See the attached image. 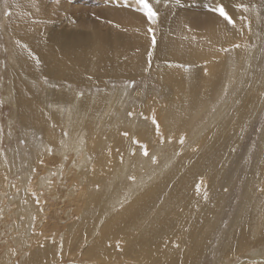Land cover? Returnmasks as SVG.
<instances>
[{"label":"bare ground","instance_id":"bare-ground-1","mask_svg":"<svg viewBox=\"0 0 264 264\" xmlns=\"http://www.w3.org/2000/svg\"><path fill=\"white\" fill-rule=\"evenodd\" d=\"M203 1L209 3V15L206 18L208 26L206 31L202 27L196 29L198 33L193 29L191 33L177 34L188 29L187 24H182L184 21L181 17L187 11L185 6L188 2L173 4L166 14L157 15L154 24L157 21L163 27L155 37L149 32L152 23L139 10V6L132 7L136 10L135 15L127 10L130 15L122 13L124 18L132 16L123 23L125 31L135 35L133 41L139 40L142 43L136 54H127L123 50L119 52L114 46L116 50L113 51L119 56L116 58L115 55L111 56L108 44L106 56L100 46L98 50L86 49L83 54L80 50V54L75 53L77 57L67 54L58 58L55 56L58 51L71 52L76 46L80 48L83 35L80 37L78 34L85 33L75 28L65 29L63 32L68 34V38L55 31L54 34L47 31L49 24H43L41 28L39 24L29 36L19 41L26 42L29 52L26 49L24 52L12 50L15 58L9 61L17 68L19 77L11 76L6 96L13 104L23 131L30 133L44 129L49 143L35 151L34 158L27 160L23 168H19V147L9 152L8 162L0 158L2 192L4 194L7 186L9 195H13L12 200L17 201L14 213H18V208L22 207V210L32 211L33 216L43 215L42 205L35 201L32 193L37 197L49 196L53 200L63 196L69 204H75L78 208L75 217L66 222L58 233L65 231L59 240L61 245L52 242L49 246L39 248L34 255L21 253L22 262L60 264L63 257L70 253L82 252L88 261L84 264H199L205 253L203 246L217 245L218 242L220 245L212 251L213 256L215 252H221L215 259L224 262L217 264H236L241 255L246 256L248 251L258 247L260 249L252 251L250 256L256 258L253 259L255 261L264 257V174H259V187L250 195L246 192L242 212L230 221L231 228L228 226L215 242L213 236L211 238L219 225L216 213L221 209L222 194L226 193L223 189L229 185V181L222 183L221 178L230 167L232 154L240 144L239 137L248 125L249 118L255 115L257 105L264 102V66L261 64H264V60L254 61L252 53L257 50H251L249 46V40L256 39L260 34V28L254 27L260 21L256 18L247 21V16L239 10L234 0ZM219 5H223L232 24L212 10ZM247 13L253 15L248 9ZM217 19L223 20L224 24L219 25ZM78 21V27H84V15ZM249 31L254 32L252 36ZM73 33L79 41L75 45L72 43ZM144 36L151 38V41ZM233 44L236 46L233 47ZM227 49L233 50L234 61L239 66L247 63L250 65L251 61L256 65L259 63L258 72L251 76L246 66L244 73L233 76L238 83H231L233 80L229 81L226 71V63L229 65L231 62L228 61L230 57L228 60L226 58ZM120 53L123 65L119 62ZM58 61L66 63L58 66ZM163 62H167V65H160ZM180 62H187L189 66L195 62L197 66L192 68L195 74L192 75V71L184 72L183 67L177 69ZM112 65L119 75L124 74L127 66H131L135 76L126 75L131 78L149 74L163 88V102L160 104L155 99L157 94L146 98L143 104L133 108L135 110L122 108L115 116L114 105L129 99L128 95L121 97L117 92L109 91L100 95L92 92L85 93L78 101L74 99L73 92L61 91L56 97V92L45 85V79L48 78L84 84L87 74L95 72L98 75L104 69H111ZM232 73L229 70L230 78ZM247 75L251 76V80L246 85ZM182 87L187 88V93H181ZM225 92L229 98L226 101L229 108L226 111L223 107L216 110L215 103L220 102L218 98ZM66 95L73 96L69 107L62 104L63 96ZM139 100L144 98L139 96ZM124 111L131 115L121 117ZM138 115H143L145 119ZM133 138L138 143H133ZM186 138V142L192 145V152L180 160L183 155V139ZM262 138L264 145V133ZM35 144L37 142L32 143V147ZM143 149L147 151V156L143 154ZM206 150L208 159L209 152H218L219 161L225 163L226 167L211 160L212 166L204 168L202 164L205 160L201 154ZM159 159L168 162L162 165ZM187 159H194V164L184 165ZM7 166L23 173L18 185H7ZM35 166L41 167L43 171L37 174ZM200 170H205L211 182H220L219 186L211 184L213 198L209 203L217 209L215 212L205 205L198 210L195 204L197 195L190 192L192 185L194 192L199 193L201 190L195 187L196 181H192L196 180L197 171L200 172L198 180L202 178ZM52 179L54 182H49ZM62 182L67 184L64 190L60 189ZM8 207L3 209L7 210ZM37 226L41 228L43 224L38 222ZM10 232L15 234L14 231ZM10 241L13 242L12 239ZM7 250L8 254H14L9 247ZM242 264L263 263H252L251 259H246Z\"/></svg>","mask_w":264,"mask_h":264},{"label":"rangeland","instance_id":"rangeland-1","mask_svg":"<svg viewBox=\"0 0 264 264\" xmlns=\"http://www.w3.org/2000/svg\"><path fill=\"white\" fill-rule=\"evenodd\" d=\"M201 1L203 0H148V3L152 7L153 11H155L159 16L166 14V11H168L170 6L173 4L181 5V3L183 4V2H185V4L186 2H188V5L185 6L187 11L184 12L181 16L184 21L182 24L185 25L187 24L186 27H188V29H186L187 31L183 29L179 33H177V34H181L188 31L191 33L193 31L190 30L194 29L195 31L200 27H202V30L203 29L205 31L207 30L206 27L208 26L207 24L208 20L206 18H208L209 15V9H207L209 3L205 1H203L204 3H200ZM234 1L236 5L240 7L239 10L242 13H244L245 16H247L245 17L247 21L248 20L251 21V19L254 20V18H256L258 22L260 21L257 25H254V27L257 26V28L259 27L261 29L260 31V29L258 28L260 34L258 33L259 36L256 37V39L251 38L249 40V46L251 50H257L255 53H252V55L254 54L256 56L251 55L252 58L255 59L254 61L262 62V60H264V0H234ZM243 1H250V2L246 3ZM111 2H113L114 4ZM134 5L139 6L136 4L135 0H0V158L2 160L8 162L9 152L19 147L21 153L20 156L21 161L19 168H23L27 160L29 159L32 160L34 158L35 151H37L38 149H43L44 146L49 143V138L45 134L44 129H39L36 132H30V133H28L27 131H23L19 122L17 121L13 104L10 98H7L6 96L7 95L6 90L9 89L11 83V76L13 75V77L16 78L19 77L18 72L16 70L17 68L13 66L12 63L9 61V59L15 58V53L12 50H14L15 52L20 50L24 52L26 49L27 52H29L26 46V42L24 41L19 42V41L21 39H25L26 36H29L34 29L39 27V24H40V28L41 25L43 24H49L46 27V29L47 31H50L52 34H54L55 31V33L59 35L61 34L68 37V34L63 32V30L65 29L73 30L74 28L79 29L81 31L83 30L84 31L83 33H85V34H78V36L80 37L83 35V45L80 46V48L76 46L74 51L71 52L58 51L57 54L55 55L58 58L65 57L67 56V54H72L71 55L72 57H77L75 53L80 50L81 53L83 51L86 53V49L89 51L94 50V48L98 50L99 49L98 47L100 46H102L103 51L105 52L104 56H106V50H107L106 46H108V44L110 46L111 56L115 55L116 58H119V56L113 51L116 49H119V52L120 50H123V52H126L127 54H136L137 51L141 48L140 45L142 43L139 40L133 41L135 35L130 34V32L128 31L126 32L125 31L126 27L124 25L127 21L130 20L128 18H131L132 16L131 17L127 16V18L121 16L122 13L129 14L127 11L130 12L132 11L135 15L136 10L132 9ZM188 8L192 11L189 12ZM108 9L111 10V12L113 11V13H111ZM247 9L250 10V13H253V15L250 14L248 15ZM256 13L258 14V16ZM83 15L86 19V22L83 25L84 27L82 26L78 27L79 24L78 20ZM121 18L124 20H122ZM201 21H202V25H200ZM217 22L219 23V25H221L222 23L224 24V21L221 19H217ZM217 22L214 23L218 24ZM93 26H97V28ZM162 27L163 25L161 23H157V21L155 24L152 23V27H151L152 37L155 34L159 35L161 33ZM56 28H61L62 30H55ZM195 32L198 33L199 30ZM248 33L253 34L254 32L250 33L249 31ZM144 38L146 40L151 41V38L149 37L144 36ZM91 39L93 43L91 42ZM88 41H90V44ZM94 41L97 43H95ZM103 41H105L104 44H102ZM78 42L79 41L76 40V37L74 36L73 33L72 43L75 45V43ZM131 42L134 44H131ZM94 43L96 47H94L93 45ZM15 45L17 46V48L15 47ZM233 45H234L233 47L236 46V44ZM114 46H116V49L113 48ZM206 46L209 45L207 44ZM143 50L148 51L145 48H143ZM228 50L229 49H227V51L225 50L227 54L225 53V51H223V55L224 56L227 55L226 56L227 60L230 57V60L228 61L231 62H229L230 63L229 65L227 64L228 62L226 63V71L228 70L227 71L228 74H229V70L233 72L231 74L232 75L231 78L227 74L229 81H231V79L233 80V82L231 81V83L235 85L238 83L236 81V77L234 78L233 76H236L237 74L241 75L242 73H244L245 69H247L245 68L246 66L248 67V72L250 73L251 76L254 73H256V71L258 72L259 63H257L256 65V63L251 61L250 65L249 63H247L244 66L243 65L239 66V64L235 63L236 59L234 57L235 54H233V50L232 49H230L229 51ZM80 52L78 53L80 54ZM146 54L148 55L147 52ZM150 58H151V54H150ZM119 62L122 65L124 64V61L121 60V53H120ZM64 63L66 62L58 61L57 65L59 66ZM168 63L170 62L168 61ZM186 63L187 62H180L179 65L176 66V68L181 69V67H183L184 72H190L192 71L193 67L196 68L197 66L195 62H192L193 64L190 66L187 65ZM261 64L264 66L263 63ZM160 65H167V62L160 63ZM254 65H256L255 69H254ZM238 69L240 70V72L238 71ZM241 69L244 71H242ZM108 71L109 73H107ZM132 72H133L132 67L127 66L126 69L124 70V74L119 75L114 71L112 65L111 69H104L100 71L99 74L97 73L98 75H96L95 72H93V74L92 73L87 74L86 75L87 78L85 79L86 82L84 84L78 82H72L68 80L58 81L55 78H48L45 79V85L47 87H50L52 90L56 92L55 93L56 97L58 96V94L61 93V91L63 92L67 91L70 93L73 92L72 94H74L75 96L74 99L78 101H80L83 98L85 93L91 94L92 92L99 93V95L103 93H108L109 91L117 92L118 95H120L121 97L128 95L129 99L118 102V104L114 105L115 116H117L116 113L120 112V109L127 108L128 110L129 109L131 110L133 108H137L138 106H140L145 102L146 98L155 96L157 94L158 97L155 96L156 97L155 99L159 101V103L161 104L163 102L162 98L165 93L163 91V88H161V85L153 81L149 74L141 75L139 77L136 76V78L135 77L131 78L126 76V75L135 76ZM192 73H193L192 75L195 74L194 70L192 71ZM251 76L247 75L248 78L246 77L247 79L245 83L246 85L247 83L249 84L248 81L251 80ZM88 84H90L91 86ZM186 89L187 88L182 87V89H180L181 93H187ZM227 92L220 95V97L222 96L221 97L222 99L218 98L220 102H218L217 104L215 103L216 106L214 105L215 106L214 108L216 110L223 107L222 109L225 108L224 111H226L229 108V104H226L227 103L226 101L229 99L228 97H226ZM135 94H137V96H135ZM139 96L144 98V100L142 101L139 100ZM72 98H73L72 95L63 96V101H62L63 106L69 107ZM257 108L258 110L256 111L255 115H252L249 118L248 125L243 130L242 135L239 137L240 144L238 143L234 151L235 153L232 154L233 156L231 157V162L229 163L230 167L226 169L225 175L221 178L222 183L229 181L228 183L229 185L228 188L224 187L223 189L224 192L226 191V193L222 194L223 200L221 201V209L218 212V214L216 213V216H218V221H219V225H218L219 230L216 227V231H215L216 234L212 233L211 235V238L213 236L214 242L217 240V238L220 239L219 235L225 232L228 226L230 227L229 224H231V222L239 215V213L242 212L241 210H242L243 202L246 199V192H249L250 195L255 188L259 187V183H260L259 174L260 173L264 174V148H263L264 145L262 144L263 142L262 137L264 133V102L262 103V105L258 104ZM127 115H131V114L127 111H124L121 114V117L122 116L127 117ZM138 117L145 119L143 115H138ZM204 120L206 121V118H204ZM193 132L194 131H192V133ZM188 138L183 139L184 148L181 149L183 151V155L181 156L180 160L184 157H187L188 154L192 152L190 149L192 145L186 142ZM133 139L137 141V139L135 138ZM40 140H41V144H40ZM34 142H37V144H35V147H32V143ZM143 151L145 150L143 149ZM209 156L210 159H208V150H206L203 155L201 154V157L205 160V162L202 164L204 168L212 166L211 160H214V162L218 161L221 164V166L226 167L225 163H221L219 161L218 152H212V153L209 152ZM159 160L162 165L168 162V161H162V159ZM231 163L233 164V167ZM183 164L184 165L194 164V159H187L185 162H183ZM5 169L9 174L7 177L8 183L6 182L7 185L9 186L12 183L14 185H18L19 184L18 180L23 175V173L21 171H14L12 166H7ZM35 170L37 174L43 171V169L39 166H35ZM200 171L203 173L202 178L198 180L200 178V172L197 171L196 180L193 179L192 181L194 182L196 181L195 187H200L201 190H199V193L194 192V187L192 185L190 192L199 197L198 198L196 196L197 201L195 202L198 210L203 208L205 205V207H208L209 210L215 212L217 211V209L214 208V205L209 203L213 198L211 187L213 185L212 183H216L219 186L220 182H211L209 178L206 176L205 170H200ZM30 178H32V176H30ZM52 180H50L49 182L53 183L54 180L53 181ZM62 184L63 185L60 186V189L64 190L67 184L63 182ZM17 187L19 188V186ZM4 191L5 192L3 194L2 187H0V212H1L0 213V264H25V262L21 261L20 258V256H22L21 253L34 255L35 252L39 251V248L49 246L52 242H56L57 246L59 244L61 245V243H59V240L62 238V234L65 231L61 232V234L58 233L60 230H62V228L64 227L63 225L66 222H70L71 218L75 217L76 215L75 211H78V208H76L75 204H69V202L63 196H61L57 200H53L52 197L49 196L37 197L35 193H32L31 195L33 198H35V201L42 205L41 207L43 209V215L41 217L33 216L32 211L27 209L22 210V207L18 208V213H14L16 210L17 201L12 200L13 195L12 193L11 195H9L7 186ZM8 201H11V203L8 204ZM21 201L23 202L24 199ZM7 205H9L8 207L9 209L7 210L3 209V207H6ZM260 205L261 204H259V206ZM38 222L42 223L43 227L41 228L38 227L37 226ZM10 231H14L15 234H13ZM11 239L13 240V242L10 241ZM4 241L7 242L4 244ZM219 245H220L219 242L217 243V245H210V246L204 245L203 249L205 253L200 258L199 264L223 263L224 261H218L215 259V257L220 255L221 252H215V257L213 256L214 254L212 252L213 250H215V247ZM8 247L12 250V253L14 254L12 255L8 254V250H9V249L7 250ZM262 247H264V244ZM259 249H260L259 247L253 250L251 249L246 253V256L241 255V257L237 259L238 261L236 260V264L239 263L242 264L246 259L247 260L251 259L252 263L262 262L264 264L263 256L261 257L260 261H255L253 259L256 258L250 256V254H252V251L255 250L257 251ZM230 250L231 248L228 249L227 251ZM262 251L263 249L261 250V252ZM258 257L260 258V256ZM63 259L61 260V262L59 261L60 264H64L63 262H65V264L67 263L76 264L77 262H80L78 264L88 263V261H86V256H84L82 252H77L75 254L70 253L68 256L63 257Z\"/></svg>","mask_w":264,"mask_h":264},{"label":"snow or ice","instance_id":"snow-or-ice-1","mask_svg":"<svg viewBox=\"0 0 264 264\" xmlns=\"http://www.w3.org/2000/svg\"><path fill=\"white\" fill-rule=\"evenodd\" d=\"M136 4L139 5V10L143 12V14L147 17L149 23H154L157 13L153 11L152 7L148 3V0H135ZM213 11L217 12L219 16H221L224 20H226L229 24H232L233 21L225 11L223 5H219L212 9ZM149 32H151V29H149ZM153 43H155V40L153 38ZM153 123L155 124L156 121L153 119ZM157 127V131H158ZM124 135H127L126 133ZM133 143H138L137 141H133ZM145 156L148 155L147 151L145 150L143 152Z\"/></svg>","mask_w":264,"mask_h":264}]
</instances>
